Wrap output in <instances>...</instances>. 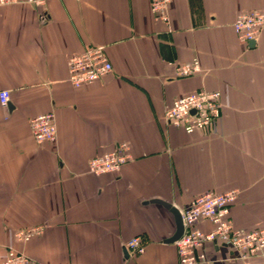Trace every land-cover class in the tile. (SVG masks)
Returning <instances> with one entry per match:
<instances>
[{
	"label": "crops",
	"instance_id": "0c3cea01",
	"mask_svg": "<svg viewBox=\"0 0 264 264\" xmlns=\"http://www.w3.org/2000/svg\"><path fill=\"white\" fill-rule=\"evenodd\" d=\"M264 0H174L168 22L150 0H44L0 6V264L8 247L43 264H178L174 214L206 191L237 189V228H264V29L239 40L240 12ZM104 45L113 71L79 88L68 59ZM197 58L200 70L176 75ZM221 92L220 118L187 133L165 112L196 90ZM53 112L55 141L38 144L30 120ZM132 158L119 173L88 171L91 158L120 143ZM149 201V202H148ZM44 226L26 244L17 230ZM209 231L213 224L202 221ZM141 236L144 252L123 248ZM201 264H264L229 244L205 241Z\"/></svg>",
	"mask_w": 264,
	"mask_h": 264
},
{
	"label": "built area",
	"instance_id": "2783aa9c",
	"mask_svg": "<svg viewBox=\"0 0 264 264\" xmlns=\"http://www.w3.org/2000/svg\"><path fill=\"white\" fill-rule=\"evenodd\" d=\"M174 0H150L156 19L168 22L169 4ZM17 2H28L41 5L44 0H0V6ZM240 41L249 43L257 41L264 29V10L240 12L233 23ZM69 80L76 88L101 80L113 71L104 45L89 47L80 53L72 54L68 59ZM200 70L197 58L176 65V75L187 76ZM11 93L0 91L1 105L8 106ZM221 92L219 90L200 89L177 97L165 112V119L174 126L182 128L187 133L205 130L211 127L221 115ZM32 134L38 144L55 141L57 125L53 112H47L32 117L30 120ZM132 158L130 147L126 142L120 143L113 150L91 158L88 171L96 174L119 173L122 166ZM237 189L225 192L206 191L191 199L186 208L181 209L184 222V233L175 242L178 264H201L207 262L203 252L198 249L205 241L221 240L231 245L241 258L260 255L264 252V228L245 230L237 228L231 216V207L237 200ZM202 221H209L213 228L209 231L199 227ZM44 226H31L16 231L15 237L19 243L26 244L44 232ZM128 251L133 254L144 252V242L141 236H134L125 243ZM3 264H43L25 251L8 247Z\"/></svg>",
	"mask_w": 264,
	"mask_h": 264
},
{
	"label": "water",
	"instance_id": "95a60500",
	"mask_svg": "<svg viewBox=\"0 0 264 264\" xmlns=\"http://www.w3.org/2000/svg\"><path fill=\"white\" fill-rule=\"evenodd\" d=\"M255 44H256L255 40H250L249 41V45L251 47L255 46ZM8 106L10 107V109L13 108V105H11V103H8ZM150 202L160 203L163 206H165L167 209H169L174 214L175 222H176V230L172 234V236L167 238L165 241L168 242V243H175L183 235L184 229H185L184 222H183V217H182V214H181V210L176 205H174L173 203L168 202V201L163 200V199H160V198H154V199L150 200ZM123 250H124L125 256L128 257L129 256V252H128L127 247L125 246L123 248Z\"/></svg>",
	"mask_w": 264,
	"mask_h": 264
}]
</instances>
